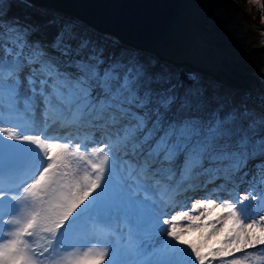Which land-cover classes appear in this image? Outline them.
I'll use <instances>...</instances> for the list:
<instances>
[{
    "label": "snow or ice",
    "instance_id": "obj_1",
    "mask_svg": "<svg viewBox=\"0 0 264 264\" xmlns=\"http://www.w3.org/2000/svg\"><path fill=\"white\" fill-rule=\"evenodd\" d=\"M260 210L264 92L0 15V264H264Z\"/></svg>",
    "mask_w": 264,
    "mask_h": 264
},
{
    "label": "water",
    "instance_id": "obj_2",
    "mask_svg": "<svg viewBox=\"0 0 264 264\" xmlns=\"http://www.w3.org/2000/svg\"><path fill=\"white\" fill-rule=\"evenodd\" d=\"M37 1L137 49L234 86L241 71L254 68L251 43L258 28L264 29L233 0Z\"/></svg>",
    "mask_w": 264,
    "mask_h": 264
},
{
    "label": "trees",
    "instance_id": "obj_3",
    "mask_svg": "<svg viewBox=\"0 0 264 264\" xmlns=\"http://www.w3.org/2000/svg\"><path fill=\"white\" fill-rule=\"evenodd\" d=\"M235 2V1H234ZM237 4V2H235ZM9 6H10V10H9ZM49 8H51L49 10ZM0 9L3 10V13H7V18H8V22L11 23L14 20L15 21H19L20 23H25V22H31L34 24H38L41 26V38L43 39H47L48 41H51L54 37H55V33H53L52 31L57 30V27L54 26V24L52 23V20H44L43 15H41V13L45 10H47L50 13H56L57 15L63 16L64 20L65 18H74V20L77 18V20H81L80 18L76 17L75 15L72 14H68L65 12H61L59 10H56L52 7H46L43 6L39 1L37 0H8V2L5 3H0ZM39 10H41L39 13ZM3 13H0V15H2ZM81 23L85 24L86 26H88L90 29L95 30L101 34L104 35H109L112 38H114V43L118 44L122 47H126L129 49H134L139 51L140 53H142L145 56H149V57H153L156 58L158 60H160L162 63H165L169 66H171L175 71H177L178 73H198L203 79H210L209 82L213 83V84H218L219 86L222 87V85L226 86V89L228 88L229 90L232 91H236L239 93H245V92H249V89L255 90L257 92V94H260L261 92L259 91L258 87H256L258 85V81H256L255 77H254V70L257 68L256 65L257 64V60H256V56L252 57L251 61H250V65L253 66V69H250L251 71L248 73H246L245 75L242 76L241 81L238 82V86H234L232 84H224L222 81H220L218 78L213 77V76H209L207 74L201 73L199 71H197L196 69L192 68L191 66H187V65H175L174 63L165 61L163 59H161L158 55L156 54H152L150 52H147L145 50H141V49H137L134 46H131L129 44L124 43L119 37H117L116 35L112 34V33H107V32H102L100 30H97L96 28H94L93 26H91L90 24H88L87 22L81 20ZM258 79V78H257ZM214 80V81H213ZM220 81V82H219ZM216 84V85H217ZM257 88V89H256ZM54 133L50 130L49 131V135H53ZM212 185H208L207 189L205 190H197V191H190L187 193L182 194L181 196H179L177 199L180 201H184L187 200V198H193L196 197L198 195L202 194H206L207 192H210L212 189ZM151 195V194H150ZM221 195V194H220Z\"/></svg>",
    "mask_w": 264,
    "mask_h": 264
},
{
    "label": "rangeland",
    "instance_id": "obj_4",
    "mask_svg": "<svg viewBox=\"0 0 264 264\" xmlns=\"http://www.w3.org/2000/svg\"><path fill=\"white\" fill-rule=\"evenodd\" d=\"M233 1L237 2V5L240 7V9H242L250 18H252L256 23H258L261 27L264 28V8L260 7V4H264V0H233ZM5 2H8V0H0V3H2V4L5 3ZM50 9L51 8H49V10ZM47 10L43 11L42 13L40 12L41 10H39V13H41V15H43V17H44L43 19L44 20L51 19L52 23L54 24V26L57 27V30L54 29V31H52L53 33H55V36H56L57 32L59 31V29L61 28L62 25L71 23V24L75 25L77 29L82 30V31H84L86 33L92 34L94 36V38L102 39V38L106 37V38H108L109 41L114 43V38H112L109 35H104V34H101V33L97 32V31H95V30L90 29L88 26H86L85 24L81 23V20L80 21L77 20V18L74 20V18L69 19V18L66 17L65 20H64L63 16L57 15L55 12L54 13H50ZM251 45L255 48V53L254 54L261 53V52L263 53L264 52V51H261V49H264V29L258 28V35H257L256 39L251 43ZM255 56L258 57L257 55H255ZM256 60L259 62V65H256L257 68L254 70V72H255L254 73L255 74L254 77H255L256 81H258V85L256 87H258L259 91L262 93V92H264V62L261 59H259V58H256ZM248 71L250 72L251 70L241 71L240 75H239V78L241 77V75H245L246 73H248ZM210 79L208 78V79H204V80L206 82H209ZM209 83H211V82H209ZM224 84H226V83H224ZM238 85L239 84H237L236 86L240 88V86H238ZM222 88L225 89V90H229L228 88L226 89V86H224V85H222ZM249 90H252V89H249ZM246 191H247V185H241L238 189H235L233 191L232 195L233 196L240 195V194H243ZM205 195L206 194H202L201 193V195H198V196L193 197L191 199L187 198V200H184L183 202L185 203L186 207L183 210H190L191 204L195 200H198V199L202 198ZM227 195H228L227 193H222L221 194L222 197H227ZM144 196H145V194L141 193L139 199H143ZM144 203L150 204L151 200H145ZM131 210L133 212L138 211L135 208H133ZM180 210L181 209L179 207L176 208V209H170V210H168V216L174 215ZM259 214L260 215H264V210H260ZM165 218H168V217L166 216ZM115 227H117V228H119V229H121V230H123L125 232L127 231V225L124 222H122V221L117 223L115 225ZM165 227H167V226H165ZM83 243L88 244V243H91V241H84ZM237 255H239V254H237Z\"/></svg>",
    "mask_w": 264,
    "mask_h": 264
},
{
    "label": "flooded vegetation",
    "instance_id": "obj_5",
    "mask_svg": "<svg viewBox=\"0 0 264 264\" xmlns=\"http://www.w3.org/2000/svg\"><path fill=\"white\" fill-rule=\"evenodd\" d=\"M254 53H252V57H254L255 55H257L258 57L257 58H259V59H261L263 62H264V52L262 53H257V54H254ZM257 64H259V62L257 63Z\"/></svg>",
    "mask_w": 264,
    "mask_h": 264
},
{
    "label": "built area",
    "instance_id": "obj_6",
    "mask_svg": "<svg viewBox=\"0 0 264 264\" xmlns=\"http://www.w3.org/2000/svg\"><path fill=\"white\" fill-rule=\"evenodd\" d=\"M249 92H251L253 94V96L258 95L257 92L255 90H250Z\"/></svg>",
    "mask_w": 264,
    "mask_h": 264
}]
</instances>
